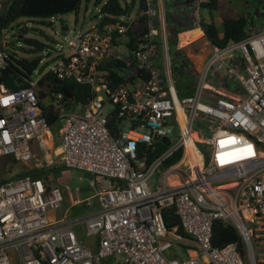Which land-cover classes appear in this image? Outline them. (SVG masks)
<instances>
[{
    "label": "built area",
    "instance_id": "obj_1",
    "mask_svg": "<svg viewBox=\"0 0 264 264\" xmlns=\"http://www.w3.org/2000/svg\"><path fill=\"white\" fill-rule=\"evenodd\" d=\"M207 1H190L192 28H200L201 4ZM146 2L147 11L135 17L146 16V30L132 48L122 16L73 34L58 49L48 72L90 94L84 104L67 105L58 92L49 103L57 114L60 162L95 177V203L75 199L72 207L83 205L84 218L57 220L54 213L64 199L59 188L41 178L0 179V264H103L109 258L113 264H257L253 238L264 224V29L222 48L211 46L193 94L179 98L167 65L164 23L152 0ZM104 59L118 64L110 71L125 83L111 87L109 69L100 70ZM6 67L0 51V74ZM40 101L37 83L15 92L0 85V162L27 165L35 157L34 144L45 151L50 127ZM107 104L111 111L103 115ZM220 134L241 137L253 154L217 166ZM161 143L163 150L154 156ZM190 143L200 156L191 164L185 156ZM195 143L206 149L207 162ZM177 152L180 159L166 165ZM158 169L160 182L150 184ZM167 209H173L192 248L177 227H167ZM215 221L236 229L245 257L235 244L212 245ZM81 224L94 239L86 246L73 230Z\"/></svg>",
    "mask_w": 264,
    "mask_h": 264
},
{
    "label": "rangeland",
    "instance_id": "obj_2",
    "mask_svg": "<svg viewBox=\"0 0 264 264\" xmlns=\"http://www.w3.org/2000/svg\"><path fill=\"white\" fill-rule=\"evenodd\" d=\"M82 0L77 12H71L58 16L52 19H34V18H20L13 22V29H8L3 33L2 38H0V47L2 52L6 56H11L13 60H39L37 68L34 72L27 78L18 75L15 80V85L18 88V84L21 82H28L29 86L36 87V83L39 78L47 73L55 62V57L58 49L63 47L66 38L72 36L73 34H80L91 30L93 27L97 26L102 18L100 14L101 6L106 2V0ZM256 1V3H255ZM122 7L126 6L128 9V19H134L138 13V0H119ZM6 0L1 1L0 10L5 9ZM264 0L260 2L258 0H218V7L216 10H209L206 8H201L199 12V20L202 22L204 20L213 19V23H221L224 17L235 18L237 16H248L250 19L252 29L254 31H260L264 29ZM190 11L187 12V18L189 21ZM126 18V17H125ZM263 20V22H261ZM19 27L21 30L22 39H33L37 40L43 44L44 48L40 51H34L33 48L27 46L21 39L18 38L17 34L14 32V28ZM61 27H65L66 31L61 32ZM252 30V31H253ZM195 40L185 43L183 45V55L188 57L191 70L193 74L191 76L195 77L197 81V76L201 70V63L198 59L204 60L206 55L210 51L211 45L206 41L205 38H200V34H196ZM188 42V40H187ZM171 59V70L173 52L170 49ZM195 73V74H194ZM197 74V76H196ZM174 76V73L172 72ZM191 77L189 76L188 79ZM175 79V77H174ZM111 111V105H105L103 109V115H106ZM124 127L127 128V124L123 123ZM196 135L199 136L201 133L194 129ZM146 132V131H142ZM51 140L54 143V148L58 147L57 139V128H50L49 132ZM48 135V134H47ZM205 136H208L205 134ZM223 138L218 142L216 148V163L217 166H223L229 162H235L237 160L248 158L253 154L252 148L248 146L241 137H231L225 136V134H220ZM173 142V137L170 138ZM196 148L202 153L205 162L208 160V155L206 149H204L200 144L195 143ZM35 160H32L27 165L19 163L17 161H2L0 162V178L1 179H17L20 178L21 173L32 171L34 168H51L54 169L47 172L46 179L49 183L61 190L64 195V199L61 208L54 213V217L59 219H66L69 221L81 220L86 215V210L83 205L72 207V202L75 199L84 200L91 198V202L95 203L92 198L94 194V189L91 188L90 182L96 181L93 175L87 174L83 171L73 168L64 167L59 159H56L51 152L48 155L52 156V163H49L47 159H44L45 152L40 150V148L34 144L32 146ZM50 148V147H48ZM162 169H158L151 178L150 184L155 182H160V176ZM251 229L256 230L255 226H251ZM77 239L87 245L90 240L94 241L93 238L90 240L86 237L85 229L83 224L76 225L73 228ZM253 247L255 251L256 263H264V224L261 226L260 230L255 231L253 238ZM120 261L124 257H118ZM114 259L109 258L107 262L113 264Z\"/></svg>",
    "mask_w": 264,
    "mask_h": 264
},
{
    "label": "trees",
    "instance_id": "obj_3",
    "mask_svg": "<svg viewBox=\"0 0 264 264\" xmlns=\"http://www.w3.org/2000/svg\"><path fill=\"white\" fill-rule=\"evenodd\" d=\"M81 2L82 0H6L5 9L0 10V38H2L5 31L8 29H13L12 24L17 19H52L67 13L77 12ZM99 2L100 0L96 1V3ZM217 7L218 0H208L207 2L201 4V8H206L213 11L216 10ZM123 12H126L124 20L125 25L128 28V34L131 37L129 47L132 48L137 35L142 34L146 30V16L144 14L139 18H134V20L132 19L133 22H130V19H128L129 12L126 6L122 7L119 0H106L100 9L102 18L98 25L104 26L107 24L116 23L122 17ZM261 22H263V20ZM17 28L18 31L16 34L18 38L21 39L27 46L33 48L34 51H40L44 48L43 44L37 40L22 39L20 35L21 30L18 26ZM189 28L190 24L189 26H177L174 24L171 29L172 33H170V36H172L168 41L169 51L171 49L175 56L174 73L177 75L175 89L179 98L191 96L196 85L195 77L191 76L193 72L191 70L190 64L183 55L182 51L177 48V38H174V36L176 37L178 33L183 32L184 30H189ZM252 28L253 27L251 26L248 16H237L235 18L224 17L221 20L220 28H218L213 22H200V29L203 32V36L206 41L211 46L220 48L226 46L230 42H240L244 40L248 33L253 30ZM190 39L191 33L181 35L180 44L183 46V44L187 40L190 41ZM2 48L3 47H0V51H2ZM38 63L39 60H13L11 56H7V67L0 74V85L5 88V82L8 77H12L16 80L18 75H21L27 78L37 68ZM116 65H118L116 62H110L106 67V69H109L107 71L109 73L111 87L125 83V81L115 72L110 71V68ZM189 76L191 77L190 79H188ZM28 86V82H21L18 84V89L26 88ZM37 88L41 98L39 103L40 108L42 109V112L47 120L48 126L53 129L58 127V120L54 107L49 103L56 93L60 92L63 94V102H65L67 105L71 103L84 104L90 97L88 88L75 84L72 81H58L50 72H47L40 77V79L37 81ZM217 97V95L211 93L209 94L208 92L209 99L216 100ZM163 146L164 145L161 143L157 153H155L154 156H156L159 151L163 150ZM180 157L181 152H177L176 155L170 159L168 163H166V165H171L177 162ZM151 158H153V156ZM6 162L10 161L8 160ZM52 170L54 169H35L29 172L21 173L20 177H30L32 179L41 178L46 183H49V181L46 179V175L48 174L47 172ZM164 218L168 228L177 227V233L181 235V237L191 240L189 237L183 234V231L179 226V219L174 214L173 209H167L164 213ZM211 243L217 248H221L229 244H235L245 257L244 247L240 235L233 226L224 221H215L213 223ZM103 264L109 263L104 261Z\"/></svg>",
    "mask_w": 264,
    "mask_h": 264
},
{
    "label": "crops",
    "instance_id": "obj_4",
    "mask_svg": "<svg viewBox=\"0 0 264 264\" xmlns=\"http://www.w3.org/2000/svg\"><path fill=\"white\" fill-rule=\"evenodd\" d=\"M190 1L191 0H152V3H151V8L155 9L156 12H157V16H158V21H162L164 23V33L166 35V39H167V46H168V51H169V45H168V41L170 39V33L171 32V29L172 27L174 26V24H176L177 26H189V21L188 18H187V12L188 10H190ZM213 19L211 20H206V23H210V22H213L212 21ZM203 22H205L204 20H202ZM214 24L220 28L221 27V23H215ZM198 32L200 34V38H204L203 36V32L201 31L200 28H192L191 25H190V28L189 30H184L183 32H180L177 34V36L174 38L176 39L177 38V48L179 50L182 51L183 53V49L185 48L184 46H182L180 43H181V35H184V34H188V33H191V39L190 41H186L185 43H189L193 40H195L194 38V32ZM185 43L183 45H185ZM210 50H211V47H210ZM210 53V51H209ZM209 53L206 55V57L204 58V60L202 61V59H198L199 62H202L201 65L203 66L205 60L207 59V57L209 56ZM169 54H170V51H169ZM185 56V55H184ZM185 58L187 59L188 57L185 56ZM171 59L170 58V55L168 57V68L169 70H171ZM188 60V59H187ZM112 62L110 60H106L104 59L102 62H101V65H100V70L102 71H106V67L109 65V63ZM189 62V60H188ZM172 64H173V71L171 70V72L174 73V64H175V56L173 54V60H172ZM190 64V63H189ZM202 68V67H201ZM175 77V79H174ZM172 78H173V81H174V85L176 84V80H177V75H175L174 73V76L172 75ZM131 84H134V83H137L136 81H131L129 82ZM49 137H50V134L48 133V135H46L45 137V143H46V147H45V155H44V159L46 158L47 161H49V163H52V156L51 155H48V152H51V154L54 155V157L56 159H61V156H60V153H61V147L59 145V142H58V147L54 148V143L49 140ZM58 141V140H57ZM50 147V148H48ZM36 159L38 158H35L33 160L36 161ZM36 168H34L33 170H35ZM41 169V168H40ZM187 243V247L189 248H192L193 244H192V241L191 240H187L186 241ZM181 246V249L182 247H184L183 245H180ZM193 253H190V255H192ZM177 257H182L181 255L180 256H177Z\"/></svg>",
    "mask_w": 264,
    "mask_h": 264
},
{
    "label": "water",
    "instance_id": "obj_5",
    "mask_svg": "<svg viewBox=\"0 0 264 264\" xmlns=\"http://www.w3.org/2000/svg\"><path fill=\"white\" fill-rule=\"evenodd\" d=\"M137 8H138V11H140V12H146L147 8H148L146 0H138ZM125 14H126V12H123L122 16H125ZM17 31H18V28L16 27L14 29V32L17 33ZM65 31H66V28L65 27H61V32H65ZM5 83H6V88H7L8 91L15 92L17 90L14 78L8 77L6 79ZM72 110H73V107L71 106L67 111H65V113L66 114H71ZM163 141L166 142V139H163Z\"/></svg>",
    "mask_w": 264,
    "mask_h": 264
},
{
    "label": "bare ground",
    "instance_id": "obj_6",
    "mask_svg": "<svg viewBox=\"0 0 264 264\" xmlns=\"http://www.w3.org/2000/svg\"><path fill=\"white\" fill-rule=\"evenodd\" d=\"M196 34H199L197 31L194 32V38H196ZM181 117V115H180ZM185 156H186V161L191 164L194 162H198L200 160V156L198 155V153L195 151V149L193 148L192 144L190 143L189 145H187L186 150H185ZM249 158V157H248ZM246 159V158H243ZM241 160V159H240ZM238 161V160H237ZM221 167V166H219Z\"/></svg>",
    "mask_w": 264,
    "mask_h": 264
}]
</instances>
